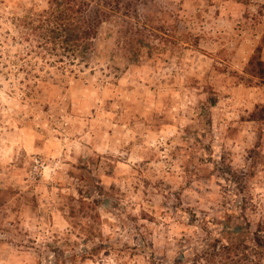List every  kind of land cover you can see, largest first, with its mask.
Returning a JSON list of instances; mask_svg holds the SVG:
<instances>
[{
	"label": "rangeland",
	"instance_id": "obj_1",
	"mask_svg": "<svg viewBox=\"0 0 264 264\" xmlns=\"http://www.w3.org/2000/svg\"><path fill=\"white\" fill-rule=\"evenodd\" d=\"M48 1L0 0V264H264V0H121L19 70Z\"/></svg>",
	"mask_w": 264,
	"mask_h": 264
},
{
	"label": "trees",
	"instance_id": "obj_2",
	"mask_svg": "<svg viewBox=\"0 0 264 264\" xmlns=\"http://www.w3.org/2000/svg\"><path fill=\"white\" fill-rule=\"evenodd\" d=\"M135 12L138 15L139 10ZM125 16H128V10L127 6L121 5V0H49L45 9L19 20V27L23 28L19 42L22 45L25 41L27 43L21 48L17 59L11 61L20 64L19 70H27L29 65H35L31 59L37 57L49 64H60L63 68L87 66L96 54L95 42L100 27ZM142 29L138 24L133 26L135 34L142 32ZM23 30L29 31V35ZM139 54L136 51V55ZM248 64L251 67L249 73L264 80L261 45L257 46ZM30 76L33 77L31 79L40 78L37 74Z\"/></svg>",
	"mask_w": 264,
	"mask_h": 264
},
{
	"label": "crops",
	"instance_id": "obj_3",
	"mask_svg": "<svg viewBox=\"0 0 264 264\" xmlns=\"http://www.w3.org/2000/svg\"><path fill=\"white\" fill-rule=\"evenodd\" d=\"M263 41H264V38H262V40H261V42H260V43L262 44V43H263ZM260 43H259V44H260ZM256 48H257V47H256ZM254 51H255V50H254ZM262 59L264 60V57H262Z\"/></svg>",
	"mask_w": 264,
	"mask_h": 264
}]
</instances>
